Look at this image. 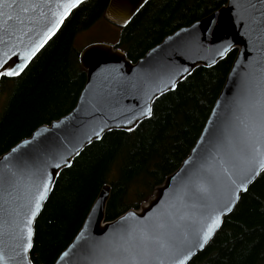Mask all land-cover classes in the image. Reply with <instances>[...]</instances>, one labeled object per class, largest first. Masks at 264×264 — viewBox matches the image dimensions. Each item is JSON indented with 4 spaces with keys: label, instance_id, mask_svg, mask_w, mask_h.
<instances>
[{
    "label": "water",
    "instance_id": "1",
    "mask_svg": "<svg viewBox=\"0 0 264 264\" xmlns=\"http://www.w3.org/2000/svg\"><path fill=\"white\" fill-rule=\"evenodd\" d=\"M84 1L65 15L67 0H0V59L5 61L0 70L23 66L18 75L6 77L19 76ZM148 1L109 0L104 17L126 26ZM34 48L35 54L26 60ZM234 49L237 54L223 88L180 167L138 209L112 220L107 219L112 189L104 184L82 226L53 264H125V254L113 250L134 246L140 254L144 246L150 249L152 242L140 238L139 230L145 227L160 237L174 230L185 253H193L185 264L202 252L264 171V0H227L165 37L137 61L104 42L79 51L87 77L75 107L0 155V248L13 258L9 264H23L17 255L26 237L23 225L30 215L35 186L42 179H48L49 190L29 225L32 246L23 255L30 264L36 220L61 171L106 133L134 130L151 117L160 96L174 90L196 68L215 66ZM145 108L151 110L150 116L140 115ZM242 183L245 187L240 189ZM201 184L207 192L199 190ZM226 204L230 211L224 210ZM217 214L219 227L199 248L201 230L210 223L207 218ZM161 260L169 264L163 256L149 257L147 264H161Z\"/></svg>",
    "mask_w": 264,
    "mask_h": 264
},
{
    "label": "trees",
    "instance_id": "2",
    "mask_svg": "<svg viewBox=\"0 0 264 264\" xmlns=\"http://www.w3.org/2000/svg\"><path fill=\"white\" fill-rule=\"evenodd\" d=\"M109 0H86L17 77L0 79V155L76 105L87 73L76 35L104 17ZM227 0H149L115 46L137 61L177 29ZM237 50L212 67H198L160 96L152 115L134 130H113L88 145L61 171L38 216L33 264H53L82 226L102 186L111 185L107 219L138 209L177 170L194 147L221 92ZM189 264H264V171Z\"/></svg>",
    "mask_w": 264,
    "mask_h": 264
},
{
    "label": "snow or ice",
    "instance_id": "3",
    "mask_svg": "<svg viewBox=\"0 0 264 264\" xmlns=\"http://www.w3.org/2000/svg\"><path fill=\"white\" fill-rule=\"evenodd\" d=\"M78 3H80V0H67L66 5L64 6V14L66 15L68 10L75 7ZM127 22V21H125ZM36 49L34 48L32 51H30L26 56L25 59H31V57L35 54ZM5 61L3 59H0V65H3ZM22 65H17L15 68H3L0 70V76H15L18 75ZM172 87H175L173 84ZM141 116L144 115H151V110L149 108H145V111L140 114ZM137 117H133L132 120H136ZM128 123H132V121H128ZM131 131V128L128 129ZM262 134H264V125H262ZM98 135V134H97ZM25 143H28L25 141ZM13 152L16 151V149L12 150ZM7 159V157L5 158ZM55 167H59V165H56ZM225 175H228V170H223ZM231 180V176L228 177ZM232 183H235V181H232ZM245 185L242 183L239 188L243 189ZM49 190V181L47 178L42 179L36 186H35V194L33 195L32 199L29 201L30 205V215H28L27 222L23 225V231L26 232V237H22L24 242L19 245L20 252L17 253V255L20 257V260L23 261V264H30V262L27 260L26 256L23 255L27 253L28 249L31 248V235L32 230L29 226L31 224V219L34 217L38 210L40 209L42 201L46 197V193ZM199 190L202 192H207L208 188L201 184L199 186ZM234 203V201H232ZM225 211H230V207L226 204L224 206ZM207 219H210V223H206V225L202 228V235L199 236V242L198 247L203 248L204 244L207 242V240L212 235L215 228L219 227V215L210 216ZM160 227H164L163 225H160ZM141 241H151L152 247L149 249L148 247L144 246L142 249V252L140 254H137L134 251V246L132 247H124L120 249H114V252L117 253H124L123 259L125 261V264H147V259L149 257H160L163 256L168 259L169 264H185V261L189 258L190 255H192V251L189 250L187 253L183 250L182 244L183 242L178 239V237L175 235L174 230L166 232V234L163 237L160 236H153L152 232L149 228L145 227L144 229L139 230ZM13 258L7 257L4 253V249L0 248V264H9V261H11ZM161 264H163V260H161Z\"/></svg>",
    "mask_w": 264,
    "mask_h": 264
},
{
    "label": "rangeland",
    "instance_id": "4",
    "mask_svg": "<svg viewBox=\"0 0 264 264\" xmlns=\"http://www.w3.org/2000/svg\"><path fill=\"white\" fill-rule=\"evenodd\" d=\"M121 34V28L105 17L99 18L91 27L80 31L74 41L80 51L85 46L95 42H104L115 45Z\"/></svg>",
    "mask_w": 264,
    "mask_h": 264
},
{
    "label": "bare ground",
    "instance_id": "5",
    "mask_svg": "<svg viewBox=\"0 0 264 264\" xmlns=\"http://www.w3.org/2000/svg\"><path fill=\"white\" fill-rule=\"evenodd\" d=\"M22 74V73H21Z\"/></svg>",
    "mask_w": 264,
    "mask_h": 264
}]
</instances>
